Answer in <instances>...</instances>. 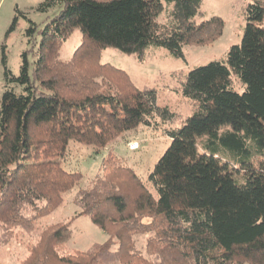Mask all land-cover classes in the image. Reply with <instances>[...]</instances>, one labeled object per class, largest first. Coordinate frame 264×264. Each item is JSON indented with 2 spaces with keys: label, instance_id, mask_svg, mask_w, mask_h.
<instances>
[{
  "label": "trees",
  "instance_id": "trees-1",
  "mask_svg": "<svg viewBox=\"0 0 264 264\" xmlns=\"http://www.w3.org/2000/svg\"><path fill=\"white\" fill-rule=\"evenodd\" d=\"M164 1L171 8L159 22ZM55 4L31 69L27 50L17 76L1 58L2 243L17 227L32 231L79 182L81 173L61 164L70 141L98 151L172 117L153 87L137 88L125 71L101 63L99 51L112 47L142 61L149 47H161L184 59L183 46L212 43L223 31L220 17L193 20L202 0H46L38 9ZM243 12L241 41L223 61L179 73L176 91L195 108L166 130L169 145L146 182L108 151L99 174L77 191L74 217L88 216L107 239L68 250L71 220L56 223L39 231L19 264H264V0ZM14 26L15 19L7 34ZM75 29L82 42L63 61L59 47ZM144 234L138 249L134 236Z\"/></svg>",
  "mask_w": 264,
  "mask_h": 264
},
{
  "label": "rangeland",
  "instance_id": "rangeland-1",
  "mask_svg": "<svg viewBox=\"0 0 264 264\" xmlns=\"http://www.w3.org/2000/svg\"><path fill=\"white\" fill-rule=\"evenodd\" d=\"M46 0H0V100L6 88L2 55L6 57V67L12 76H17L22 62V53L27 52L30 69L36 59L37 47L40 41V30L59 10L55 4L46 10H39V6ZM252 0H202L200 14L194 16L195 22L207 21L213 16L223 21V31L219 38L212 43L182 47L184 59L172 57L161 47H149L145 57L138 61L133 55H127L119 50L107 47L99 51V61L108 63L125 71L137 88L153 87L156 90V104L167 107L172 117L165 122L159 118L156 126L139 125L124 132L121 136L96 151L92 146L76 141H70L65 155L61 160L62 167L69 172L81 173L79 182L68 192L63 194L62 203L49 214L36 219L34 229L30 232L17 227L12 236L4 243L0 242V264H19L28 253V249L37 240L40 230L56 223H67L71 220V238L66 243L68 250L84 251L93 243H102L107 235L96 227L88 216H75L79 208L73 203L77 191L89 186L96 174H99V164L102 157L111 151L124 165L133 169L136 175L146 182L147 175L156 161L169 145L166 130L181 126L183 121L191 115L195 103L191 99L180 95L178 88L179 73L186 72L210 61H223L228 49L239 44L242 38L245 18V5ZM163 11L158 16L159 22H166L171 4L163 2ZM15 19V26L7 34ZM31 26L35 32L28 34ZM32 34V35H31ZM78 29L61 43L59 58L68 61L74 50L81 44L82 38ZM14 87L20 92L19 87ZM233 87L237 92L243 86L233 80ZM138 142L139 147L130 150L128 144ZM147 186L153 191L150 184ZM30 213L27 212L28 216ZM146 235H136V247L142 249Z\"/></svg>",
  "mask_w": 264,
  "mask_h": 264
},
{
  "label": "built area",
  "instance_id": "built-area-1",
  "mask_svg": "<svg viewBox=\"0 0 264 264\" xmlns=\"http://www.w3.org/2000/svg\"><path fill=\"white\" fill-rule=\"evenodd\" d=\"M138 147H139V144H138V142H136V141L131 142V143L128 144V148H129L130 150H135V149H137Z\"/></svg>",
  "mask_w": 264,
  "mask_h": 264
}]
</instances>
